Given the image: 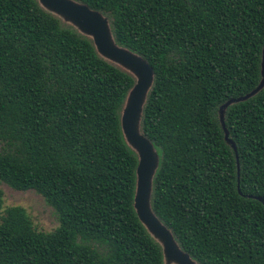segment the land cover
Segmentation results:
<instances>
[{"label":"trees","instance_id":"trees-1","mask_svg":"<svg viewBox=\"0 0 264 264\" xmlns=\"http://www.w3.org/2000/svg\"><path fill=\"white\" fill-rule=\"evenodd\" d=\"M154 68L141 122L160 164L152 207L201 264H264V0H76ZM135 79L38 0H0V181L33 189L60 226L4 209L0 264H164L134 206L121 112ZM240 169V170H239ZM262 197L263 201L258 199Z\"/></svg>","mask_w":264,"mask_h":264},{"label":"water","instance_id":"water-1","mask_svg":"<svg viewBox=\"0 0 264 264\" xmlns=\"http://www.w3.org/2000/svg\"><path fill=\"white\" fill-rule=\"evenodd\" d=\"M38 2L43 8L91 39L101 57L128 72L135 79V84L130 89L121 112L125 139L138 156L135 209L151 236L161 244L164 264H201L182 249L171 228L160 219L152 207L153 180L160 164V156L154 143L142 132L141 122L144 105L155 78L154 68L144 57L116 42L110 20L102 12L76 0H38ZM261 73L262 79L254 90L228 100L219 110L225 138L236 152V144L229 137V130L226 128V110L230 105L246 101L264 89V46ZM258 199L263 201L262 197Z\"/></svg>","mask_w":264,"mask_h":264},{"label":"rangeland","instance_id":"rangeland-1","mask_svg":"<svg viewBox=\"0 0 264 264\" xmlns=\"http://www.w3.org/2000/svg\"><path fill=\"white\" fill-rule=\"evenodd\" d=\"M0 188L4 191L3 212L5 208L21 206L30 215L35 228L46 233L52 232L60 226L56 209L48 204L37 191L33 189L16 190L3 181H0Z\"/></svg>","mask_w":264,"mask_h":264}]
</instances>
